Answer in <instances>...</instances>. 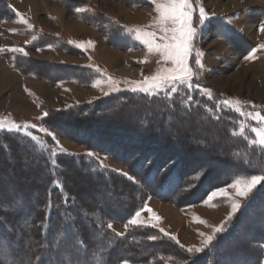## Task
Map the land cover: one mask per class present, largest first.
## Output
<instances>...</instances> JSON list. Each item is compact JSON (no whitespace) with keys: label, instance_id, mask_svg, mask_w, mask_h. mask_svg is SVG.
Listing matches in <instances>:
<instances>
[{"label":"rangeland","instance_id":"1","mask_svg":"<svg viewBox=\"0 0 264 264\" xmlns=\"http://www.w3.org/2000/svg\"><path fill=\"white\" fill-rule=\"evenodd\" d=\"M86 1H88V5L85 4ZM90 2L95 7H92V10L90 9ZM8 5L13 8V16L6 19L0 18V49H3V51H0V121H3L9 127L13 123L21 126L24 124L36 125L35 128H29L28 131L31 129L37 131L34 136L38 138L39 143H37L40 146L44 144L59 150L62 147V152L66 153L90 152L94 154L93 157H96L102 165L118 172L127 173L130 176L123 164L107 154L88 149L81 143L82 141L76 139L78 138V128L84 123L72 122L70 119L64 120L62 118V128L66 132H71V134L66 133V136L68 134L70 138L59 136L51 128L45 126L43 118L45 117L46 107L66 109L98 100L107 96L105 93H109L108 95L116 93L144 94L142 92H132L129 89L136 87L145 78L162 74V70L173 67L171 63H165L159 53L150 52L141 41L137 40L135 31H128V29L150 31L155 32L158 36L161 35L158 24L159 13L156 11L155 5L151 0H8ZM131 7H136L138 10H133ZM201 7L212 17V22L200 31L195 40L196 50L202 51L204 54L201 57L204 68L192 77L193 84H199L200 87L188 89L186 85H178V91L182 90L187 95L198 98L202 103H211L217 111H225V108L229 107L231 111L239 116L238 133L242 136L249 135V142L253 144L252 141L258 139L253 129L260 128L264 130V124L258 123L251 115H248V113L254 115L257 112L264 115V48L260 47L264 45V32L260 31V27L264 25V0H193L194 26H196L195 19ZM78 8L84 9V11L77 12L76 9ZM22 11L27 13L24 14ZM139 11H143L144 14H151V23L148 26L131 22L135 20ZM84 12L87 15H84ZM17 13L20 15L18 16ZM21 13H23V16ZM93 15H96L97 23L88 21V19L96 20ZM29 19L36 21L37 24L39 23L38 27L32 26L29 28ZM139 19L142 22L144 21L143 14L139 15ZM23 20H27L28 23L22 22ZM221 30H225L230 38H218L217 33ZM40 34L53 37L52 39L55 41L60 39L68 46L64 47L54 42L44 43L39 47L32 46L31 44H35L40 38ZM91 38H96L99 45L97 46L96 42L91 41ZM89 41L91 44L87 46L86 50L76 46L79 42ZM131 41H136L138 46L131 48ZM118 45L124 48L116 47ZM12 48H23L27 55L21 52H13L10 50ZM253 50H256L255 57L248 59L247 57L251 55ZM194 57L195 53L190 58L189 63L194 67V72H196L197 70L193 63ZM19 58L30 59L29 62L25 63V65L29 64V67L22 69L23 67L21 68L20 63V67H18L17 61ZM58 65L61 67H58ZM98 65L101 67L99 66L98 70L94 69ZM70 66L90 68L97 74L95 76L91 72L93 81L89 83L79 81L49 82L48 79L43 78V75L55 76L62 72L65 73L70 70ZM28 69L37 70L42 77L27 73L29 72ZM109 78H111V81ZM98 80L101 83L97 87L95 85ZM113 81L115 83H112ZM86 88H90V90H86ZM203 89L211 90V98L205 94ZM213 92L219 95V99L216 102H212L215 98ZM174 94L169 95L166 90L158 95L171 97ZM237 100L241 102L239 105L236 104ZM225 101L228 103L226 104ZM110 105L108 102L101 105L100 109L106 115L104 117L93 115L96 118H100L92 120V122H97L99 125L103 123L109 124L114 131H139L128 125L130 124L128 117L133 116L134 111L123 110L121 113L116 112V115L113 116L109 114V109H107ZM237 107L240 108V111L236 110ZM134 115L139 117L136 112H134ZM177 118L183 123L190 121L189 117L182 114L177 115ZM194 120V129L185 132V134L183 133L181 140L187 141L186 135L190 134L196 139H188V141H199L201 144L207 142L212 144L215 150L220 151L227 146L229 140L218 125L204 128V117L199 115L195 116ZM182 128L184 127L182 126ZM42 129H47V132ZM49 133L54 134L56 140L59 141L60 147L56 145L53 136L49 135ZM254 145L264 147L258 143ZM230 155L238 157L243 155V152L240 150L239 153L233 152ZM198 156L201 155L198 154ZM204 157L206 155L202 158ZM259 158H245V165L248 168L256 167L258 166ZM194 160H191L193 165L196 161ZM198 165H202L201 161H198V164L196 163V166ZM66 166L68 168L67 183L69 188L73 192H78L82 199L98 200L105 198L107 201L116 200V202L104 206V212L111 214L110 210L112 209L124 210L131 202V199L127 196H113L109 192L93 191L83 177L84 173H74L71 164ZM224 168L221 164L218 165V169L223 171ZM248 178L250 176H240L235 178L233 182L212 190L211 192L219 188H225L230 198L220 197L211 202H206V198L202 203L177 206L171 201L164 199H145L142 207L147 205L159 219H155L152 213L144 210L142 211L141 220L150 227L154 224L159 231L163 229V231H160L161 233L165 235L167 233L169 234L167 236L175 237L176 239L172 240L176 243L178 240V244L186 250L193 247L201 248L204 246L203 242L206 236L214 235L215 227L226 225V229L228 223L240 211L244 204L243 202L249 197L250 193L247 197L238 196L236 194L237 189L230 185L237 180H247ZM44 180H47V171L43 169L40 163L29 158H23L22 150L17 148L12 150V152L10 151V153L0 154V208L6 209L11 206V204L5 203V200L8 196L16 195L14 190L29 192L30 190H28V184L26 185V183L35 182L34 185H38ZM21 183L26 186L19 185ZM31 185L30 187H32ZM36 187H38L37 191L41 192L39 186ZM34 193L31 196H27V202L30 204H34ZM234 201H239L241 208L229 220ZM259 202H257L258 205ZM259 207H261L260 211L254 208V212L257 210L258 214L252 212L241 221L237 228V237L231 240L228 246L220 248V253L224 259H217L218 264H244L247 262V257L249 259L247 254L252 252V247H257L258 244L254 245L253 238H258L262 233L264 234V202ZM0 211L2 212L1 209ZM27 221L26 216L14 218L13 224L17 227L15 228L16 233L19 234L18 229H23ZM200 221H205L206 223H201ZM81 224H83L82 221L77 222L78 226ZM25 227L24 229L28 233L27 237L19 238V242L27 250L32 245V242L36 243V245L40 243L38 239L33 237L28 226ZM112 229L122 234L127 231L125 226L119 224H112ZM200 233H205L206 235L201 236ZM220 233H215V238ZM69 234L67 233L66 235ZM95 237L97 249L103 250L105 246L100 240V234L97 233ZM43 243L46 246L54 245L50 240ZM209 247H206L205 251ZM261 247L262 255L260 256L261 263L259 264H264V245ZM157 248L159 247L154 246L152 249ZM149 249L151 248H146V250ZM121 250L122 248L119 252ZM205 251L191 254H203ZM237 251H241V253ZM88 253L90 255L81 258V263L88 261V259L90 260L92 252ZM165 261L167 259L163 262L165 263ZM174 261L170 259L167 264H175ZM130 264L153 263L149 261ZM176 264H183V262H176Z\"/></svg>","mask_w":264,"mask_h":264},{"label":"trees","instance_id":"2","mask_svg":"<svg viewBox=\"0 0 264 264\" xmlns=\"http://www.w3.org/2000/svg\"><path fill=\"white\" fill-rule=\"evenodd\" d=\"M0 3V18L6 19L13 16L14 11L8 5V0H0ZM83 14L87 15L85 12ZM93 17L96 19V15ZM88 21L98 22L97 19H88ZM39 37L35 44H31L32 46L39 47L50 42L59 43L64 47L68 46L64 41L60 39L55 41L48 35L40 34ZM131 43V48L138 46L136 41H131ZM116 47L124 48L120 45ZM27 61L29 62L30 59L19 58L17 66L20 67L21 64L22 69L29 67V64L25 65ZM58 67L61 66L58 65ZM70 67V70L65 73L62 72L55 76L43 75V78L50 82L89 83L93 81L91 79L92 69ZM28 70L27 73L42 77L37 70ZM93 73L96 76L97 73ZM86 77L88 78L85 79ZM213 95L215 98L212 102H216L219 95L216 92H213ZM187 96L182 90L171 97L116 93L66 109L45 108L48 114L43 118L45 126L51 128L59 136L70 137L68 134L66 136V133L71 134V132H66L62 128V118L84 123L78 128L76 139L82 141L81 143L88 149L107 154L123 164L130 176L134 177L135 182L121 175V172L102 165L93 155L66 153L44 144L40 146L37 141L25 136L23 131L9 132L7 127L0 129V154L10 153L18 148L22 150L23 158L40 163L47 171L46 181H41L38 185H34L35 182L26 183L29 192L13 189L16 195L8 196L5 200V203L11 206L6 209L0 208L3 212L0 211V217H2L0 218V264H51V260L56 257L57 253L66 264H117L122 258L128 259L130 263L151 261L153 264H163V261L167 259L164 263L167 264L171 259L175 260V264L176 262L218 264L217 259H224L220 248L228 246L230 241L237 237L239 224L254 212V208L260 211L259 206H262L264 202V191H261L264 189V182L250 193L240 211L228 223L227 228L218 234L214 243L203 254L193 255L187 252L183 246L155 227L129 225L122 236L115 235L117 232L107 227L108 223L125 226L135 211L140 210L145 199H164L177 206H189L204 202L212 190L233 182L237 177L264 175V147L251 144L249 135L242 136L238 133L237 126L240 120L238 114L224 106L225 111H217L211 103H202L196 97H192V102L185 107L182 101L186 100ZM107 102L111 104L107 108L110 115L114 116L116 112L121 113L123 110L136 112L139 117H136L133 112V116L128 117V120L130 119L128 125L139 131H114L109 124L99 125L97 122H92L106 115L100 107ZM179 114L189 117L190 121L180 122L181 120L177 118ZM93 115L101 116L96 118ZM198 115L204 117V128L218 125L223 131L229 140L223 150H215L213 145L207 142L201 144L197 141H188V139H196L190 134L186 135L187 141L181 140L183 133L194 129V118ZM30 132L33 135L37 134L34 129ZM240 150L243 155L238 157L230 155L233 152L239 153ZM198 154L202 157L206 155L205 159ZM169 158L176 160V165L166 172H161V166ZM245 158H259L258 166L248 168L245 165ZM148 160L152 163H146ZM191 160L195 161L194 165ZM52 161H55V164ZM198 161H201L202 165L196 166ZM67 164L72 165L74 173L85 174L83 177L93 191L109 192L113 196H127L131 202L124 210L112 209L109 214L103 211V207L116 200L82 199L78 192H73L69 188ZM217 164L224 166V170L218 169ZM198 167L201 168L198 169ZM200 169H205L206 172L200 174ZM198 174L202 176L199 180L195 178ZM55 181H59L60 186H57ZM19 185L26 186L24 183ZM36 186H39L41 192L37 191ZM33 193L34 204H30L27 202V196ZM254 213L258 214L257 210ZM22 216L28 219L24 228L28 226L33 237L40 243L36 245L32 242L27 250L19 242V238L27 237V231L24 228L18 229V234L15 230L17 227L13 224L14 218ZM81 221L83 224L78 226L77 222ZM67 233L70 234L66 235ZM97 233L100 234V240L105 246L103 250L97 249L95 242ZM153 235L158 238L154 241L148 239ZM253 239L254 245L258 243L257 247H252V252L247 254L249 259L247 257V262L244 264L261 263L264 234ZM48 240L54 245L46 246L43 242ZM154 246L159 248L152 249ZM146 248L151 249L146 250ZM90 251L93 253H91L90 260L81 263V258L90 255L88 253ZM237 252L241 253V251ZM106 256L109 257L106 258Z\"/></svg>","mask_w":264,"mask_h":264},{"label":"snow or ice","instance_id":"3","mask_svg":"<svg viewBox=\"0 0 264 264\" xmlns=\"http://www.w3.org/2000/svg\"><path fill=\"white\" fill-rule=\"evenodd\" d=\"M151 2L155 5L156 11L159 13L158 24L160 26L161 35H157L155 32L150 31H140V30H133L128 29L129 32L135 31L136 35L135 38L142 42L144 46H146L149 51H155L159 53L163 57V61L165 63H171L173 67L171 69H164L162 70V74H157L154 77L145 78L144 81L139 82L136 87H132L129 89L132 92H142L146 95H158L162 91H168L169 95L176 93L178 91V85H186L188 89L193 87L199 88V84H193L192 77L194 74H198L199 70L204 68V64L202 63L201 57L204 55L202 51H197L195 47V40L196 37L199 35L200 31L204 29L208 24L212 22V17L205 11L203 7L199 9V14L195 19L194 26V18H193V0H151ZM77 12L84 11V9H76ZM19 16L20 14L17 13ZM22 22L28 23L27 20H23ZM32 25L29 24V28ZM126 27V26H125ZM260 31L264 32V25L260 27ZM218 38L227 39L230 38L225 30H221L217 33ZM35 39V37H33ZM91 42H79L76 46L83 48L86 50L87 46L90 45ZM260 47L264 48V45ZM13 52H21L24 55H27V52L23 48H12L10 49ZM39 50V49H38ZM3 51V49H0ZM255 51L251 53L248 59H252L255 57ZM194 57V66L197 70L194 72V67L190 65L189 61L190 58ZM111 81V78H109ZM100 81H96L95 86L100 85ZM112 83H115L114 81ZM119 90V89H116ZM205 94L209 95L211 98V90L210 89H203ZM109 93H105L108 95ZM192 102V96L188 95L186 100L182 101L185 107H187ZM227 104L228 102L225 101ZM241 102L239 100L236 101V104L239 105ZM237 111H240V108H236ZM47 112L44 113V116H47ZM251 115L253 119L257 120L258 123L264 124V115L257 112L254 115ZM9 132H24L25 136L31 137L33 141L39 140L36 136H34L30 131L29 128H35L36 125H28L24 124L23 126L19 124L13 123L10 127L6 125L3 121H0V129L6 128ZM43 131L47 132V129H42ZM256 132L258 137L257 140H253L252 143H258L260 146H264V130L260 128L253 129ZM49 135L53 136V139L56 142V145L59 146V141L56 140L54 134L49 133ZM199 143V141H197ZM63 151L62 147L60 149ZM87 155H94L93 153H87ZM55 164V161H52ZM146 163L151 164L152 161L148 160ZM177 161L169 158V160L160 168L161 172H166L170 168L176 165ZM200 174H204L206 172L205 169H200ZM123 176L128 177L130 180H134V177L129 176L127 173L121 172ZM195 178L197 180L201 179V175H196ZM264 182V175H251L250 178L247 180H237L234 184L230 185L237 189L236 194L238 196L247 197L249 193H252L254 189H256L257 185ZM57 186H60L59 181H55ZM264 191V189H261ZM220 197H229L227 189L219 188L216 191L211 192V194L207 197L206 202H211L216 198ZM241 208V204L239 201H234L232 203V214L229 216V220L232 218L239 209ZM148 211L152 213L155 219H159L152 209L144 205L140 210L135 211L134 215L126 222L125 227L127 228L129 225L137 226V227H147L148 225L145 224L141 220L142 211ZM201 223H206L205 221H200ZM155 227V225H151ZM107 227L109 229L112 228V224L108 223ZM226 225H221L219 227L214 228V235H207L206 239L203 242V247L201 248H189L187 252L195 253V252H203L205 248L212 245L215 233H220L225 230ZM163 231V229H160ZM117 236H122V233H116ZM166 235H169L166 233ZM201 236H205V233H200ZM157 236H149L148 239L156 240ZM171 239H176L175 237L170 236ZM179 241L177 240V243ZM51 264H66V262L60 258V254L57 253L56 257L51 260ZM117 264H130L128 259L122 258L118 260Z\"/></svg>","mask_w":264,"mask_h":264},{"label":"crops","instance_id":"4","mask_svg":"<svg viewBox=\"0 0 264 264\" xmlns=\"http://www.w3.org/2000/svg\"><path fill=\"white\" fill-rule=\"evenodd\" d=\"M28 1H30V0H28ZM85 4H87L88 5V1H86L85 2ZM90 4V6H91V10L93 9L92 7H94L92 4H91V2L89 3ZM22 7H24V6H22ZM26 7V6H25ZM27 8V7H26ZM85 8H87V7H85ZM95 8V7H94ZM131 9H133V10H135V9H137L138 10V8H136V7H131ZM23 10H25L24 8H23ZM24 14H26L27 12H25V11H22ZM23 13H21L22 14V16H23ZM140 14H143V16H144V21L142 22L140 19H139V15ZM150 13H146V14H144V12L142 11V12H140L139 11V13H138V15H137V17H135V20H133V21H131L132 23H135V24H140V25H149L150 23H151V17H150ZM136 18H138V19H136ZM33 20H35V19H33ZM29 21V23H30V25H32V26H37L38 24L36 23V21H32L31 19H29L28 20ZM60 23V22H59ZM38 27V26H37ZM91 41L93 40L94 42H96V45L98 46L99 45V42H98V40L96 39V38H91L90 39ZM97 48V47H96ZM97 54V53H96ZM96 65V64H95ZM100 65H98L96 68H94V69H97L98 70V68H100L99 67ZM92 67V66H91ZM93 68V67H92ZM31 77V76H30ZM49 81V80H48ZM50 82V81H49ZM66 82H68V81H66ZM86 90H90V88L88 89V88H86ZM42 106H43V104H42ZM40 107H41V105H40ZM56 109H60V108H57L56 107Z\"/></svg>","mask_w":264,"mask_h":264},{"label":"bare ground","instance_id":"5","mask_svg":"<svg viewBox=\"0 0 264 264\" xmlns=\"http://www.w3.org/2000/svg\"><path fill=\"white\" fill-rule=\"evenodd\" d=\"M204 138V137H203ZM8 168V167H7ZM219 175V174H218ZM76 189V188H75Z\"/></svg>","mask_w":264,"mask_h":264}]
</instances>
